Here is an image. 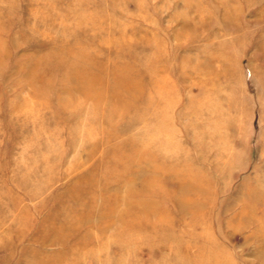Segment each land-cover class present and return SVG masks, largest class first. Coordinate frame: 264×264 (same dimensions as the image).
I'll list each match as a JSON object with an SVG mask.
<instances>
[{
    "label": "rangeland",
    "instance_id": "obj_1",
    "mask_svg": "<svg viewBox=\"0 0 264 264\" xmlns=\"http://www.w3.org/2000/svg\"><path fill=\"white\" fill-rule=\"evenodd\" d=\"M0 264H264V0H0Z\"/></svg>",
    "mask_w": 264,
    "mask_h": 264
}]
</instances>
